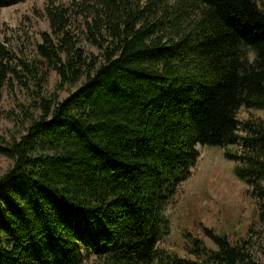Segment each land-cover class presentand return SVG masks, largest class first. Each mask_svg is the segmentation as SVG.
Segmentation results:
<instances>
[{"label": "trees", "instance_id": "trees-1", "mask_svg": "<svg viewBox=\"0 0 264 264\" xmlns=\"http://www.w3.org/2000/svg\"><path fill=\"white\" fill-rule=\"evenodd\" d=\"M25 1L0 0V11ZM45 11L50 32L30 53L0 37V100L4 88L32 99L25 133L0 136L13 162L0 177V264H261L250 238L211 230L215 248L193 239L190 258L159 244L198 145L225 149L264 227V119L237 117L264 110V0H73ZM51 72L57 91L77 89L47 96Z\"/></svg>", "mask_w": 264, "mask_h": 264}, {"label": "rangeland", "instance_id": "rangeland-1", "mask_svg": "<svg viewBox=\"0 0 264 264\" xmlns=\"http://www.w3.org/2000/svg\"><path fill=\"white\" fill-rule=\"evenodd\" d=\"M73 0H27L23 3L6 6L0 11V37L10 41L11 48L19 56L30 53L35 43L41 41V35L50 32L46 7L52 4L69 6ZM98 54L96 48L90 47ZM59 81L55 72H51L46 86V95H56L59 101L74 92L78 85L66 86L57 91ZM25 91L16 88H4L0 100V136L9 140L29 125V118L22 113L27 106ZM238 119H264V110L242 108ZM28 119V120H26ZM25 133V132H24ZM241 145L227 148L234 153L241 151ZM199 160L192 170L191 177L177 189L167 216L171 222V233L159 246L188 257L193 239H201L215 248L207 230L217 235H226L231 242L250 238L254 245L255 257L264 264V227L258 223L259 210L256 201L247 194L248 186L234 174L235 163L225 157V149L208 145H198ZM13 162L0 156V177L11 168ZM251 229V231H250ZM82 248L92 246L86 238ZM85 256L87 257L86 251Z\"/></svg>", "mask_w": 264, "mask_h": 264}, {"label": "water", "instance_id": "water-1", "mask_svg": "<svg viewBox=\"0 0 264 264\" xmlns=\"http://www.w3.org/2000/svg\"><path fill=\"white\" fill-rule=\"evenodd\" d=\"M197 149V148H196Z\"/></svg>", "mask_w": 264, "mask_h": 264}]
</instances>
